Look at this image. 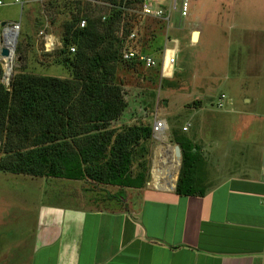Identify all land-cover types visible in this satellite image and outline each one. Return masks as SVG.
I'll list each match as a JSON object with an SVG mask.
<instances>
[{"label": "crops", "instance_id": "1", "mask_svg": "<svg viewBox=\"0 0 264 264\" xmlns=\"http://www.w3.org/2000/svg\"><path fill=\"white\" fill-rule=\"evenodd\" d=\"M194 1L197 17L210 16L206 0ZM234 3L229 16L239 23L228 35L225 61L219 52L204 60L217 73L226 69L238 94L224 102L227 123L222 132L213 131L211 144L200 140L201 126L190 141L204 164L195 186L203 195L180 196L175 186L154 185L132 189L140 196L128 209L40 203L27 264H264V0ZM253 17L259 21L248 25L245 19ZM202 23L191 26L190 43H199L207 29ZM3 32L1 27L0 46ZM215 72L201 82L211 81ZM24 241L25 234L14 248L20 251ZM21 255L9 264L22 263Z\"/></svg>", "mask_w": 264, "mask_h": 264}, {"label": "rangeland", "instance_id": "2", "mask_svg": "<svg viewBox=\"0 0 264 264\" xmlns=\"http://www.w3.org/2000/svg\"><path fill=\"white\" fill-rule=\"evenodd\" d=\"M6 5L0 8V23L19 22V31L14 45L12 72L7 82L1 83L8 86L14 73H28L37 76H50L68 78L69 72L58 61L62 59L57 49L47 52L43 47V40L39 35H53L59 39L63 25L76 14L81 15L85 10H91L94 15L108 13V7L80 3L73 5L69 1L60 0L51 3L46 0L40 4L38 0H23L20 5L12 3L13 0H3ZM58 1V0H56ZM110 3L111 0H102ZM162 9L165 10V19L140 20L135 14L138 5L132 4L128 8L130 12L125 15V23L131 29H137V40L133 46H137L145 54L151 56L156 67L146 69L142 65H126L118 63L114 83L119 86L121 96L126 102V108L122 115L112 121L111 126L120 130L132 125L153 126L155 121H163L162 132L152 133L151 138L135 147L131 162V173L135 175L144 167L147 174L145 186L154 187L172 186V179L176 177L174 185L180 175L182 157L175 156L174 163L165 168H156V153L159 145L173 147L178 145L174 137L195 141L197 138L195 129L203 127L200 140L206 144L216 137L214 130L223 129L226 106L217 107L220 95L227 99L236 93L235 83L228 80L225 71L215 72V65L204 60L213 53L219 52L221 61H225L228 51V35L234 29L239 19L230 17L229 13L234 9V0H206L207 14L198 17L195 13L199 2L190 0L189 11L186 17H181L177 9L172 10V0H160ZM223 11V12H220ZM248 25L254 26L259 19H245ZM205 21L207 29L204 31L197 45L189 42L190 32L195 31L196 23ZM218 21V22H215ZM0 24V38H1ZM221 30L222 34H216ZM230 37V42H231ZM226 39V40H225ZM177 40L179 52L176 57L174 70L169 77L163 76L161 63L164 48L174 46ZM234 49H232L233 51ZM1 65V64H0ZM3 72L4 67L1 65ZM225 68V65L223 66ZM167 71L171 72V68ZM165 71V73L167 72ZM211 81L201 82L203 76L208 77L214 73ZM233 95V96H234ZM242 97L241 95H237ZM237 103L243 104L237 98ZM198 105V106H197ZM197 106V107H196ZM227 123V122H225ZM188 124L187 131L182 127ZM222 137L226 135L222 133ZM162 139L163 141H161ZM162 142V143H161ZM161 143V144H160ZM211 144V143H210ZM196 145V144H194ZM179 146V145H178ZM180 162V165H179ZM203 161H197L194 177L202 178ZM156 187V186H155ZM110 196L118 199L111 201ZM138 192L129 188H118L104 184H98L86 180H65L58 178L31 177L27 175H15L0 171V264H9L10 258L18 257L20 264L28 263L30 254V235L34 209L40 203L60 204L65 206L89 204L92 208L128 209L139 201ZM114 200V199H113ZM120 202V203H119ZM25 234L24 245L19 249L14 248L15 242ZM18 262L13 259L11 264ZM19 264V263H17Z\"/></svg>", "mask_w": 264, "mask_h": 264}, {"label": "trees", "instance_id": "3", "mask_svg": "<svg viewBox=\"0 0 264 264\" xmlns=\"http://www.w3.org/2000/svg\"><path fill=\"white\" fill-rule=\"evenodd\" d=\"M140 1L111 0L113 7L106 14L85 10L65 21L58 51L63 57L58 62L69 72L68 78L14 73L5 86L0 65V171L72 181L88 179L121 189L145 186V168L132 175L131 162L135 147L151 138L152 126L132 125L120 130L111 126L126 108L114 83L117 64H137L123 62L121 51L124 47L140 50L133 46L137 30L134 43L124 44L133 30L124 21L125 9ZM81 18L86 20L83 28L78 27ZM70 46L74 53H69ZM174 139L182 157L174 192L202 196L193 184L200 160L198 147L184 137ZM174 182L173 178L172 185ZM110 199L119 201L113 196Z\"/></svg>", "mask_w": 264, "mask_h": 264}, {"label": "built area", "instance_id": "4", "mask_svg": "<svg viewBox=\"0 0 264 264\" xmlns=\"http://www.w3.org/2000/svg\"><path fill=\"white\" fill-rule=\"evenodd\" d=\"M46 0H38L40 4L44 3ZM74 1H80L81 3L85 4H92V5H99L101 7H108L112 8L113 5L111 3H106L105 1L103 2L102 0H74ZM177 2L179 3L178 6V11L181 17H186L188 15V10H189V4L190 0H172V5L171 9L176 10L177 9ZM12 3L22 5L23 0H13ZM6 3L3 0H0V8L5 6ZM137 10H135V14L139 17V19L142 21L144 19H167L165 17V10L162 9L161 6L162 3L160 0H141L138 4ZM126 12H130V9L127 8L125 9ZM19 25L20 23H9L6 24L4 23L3 29L8 30L10 29L12 32H18L19 31ZM86 25V20L85 18H81L78 22V27L83 28ZM136 28H134L129 35L126 38L125 45L128 44V41H134L136 40ZM43 40V47L45 51L50 52L54 51L58 48L61 47L59 39L54 37L53 35H46L41 32L39 34ZM174 46L171 48H164L163 51V58L160 63L161 66V72L163 76L169 77L170 75H167L165 73V68L170 67L171 68V73L174 70V65L176 62V56L178 53V43L177 40L174 41ZM75 49L73 46L69 47V53H74ZM121 59L123 62H136L137 64H141L145 68H152L156 67V63L154 59L149 56L148 54H145L144 52L136 49L135 47H124L121 51L120 55ZM170 73V74H171ZM226 101V98L224 95H220V97L217 100V107L221 108L224 105V102ZM163 121H155L152 126V133H159L162 131H159L161 129ZM188 125H185L182 127V131L185 132L187 131ZM262 204L264 205V200L262 201Z\"/></svg>", "mask_w": 264, "mask_h": 264}, {"label": "bare ground", "instance_id": "5", "mask_svg": "<svg viewBox=\"0 0 264 264\" xmlns=\"http://www.w3.org/2000/svg\"><path fill=\"white\" fill-rule=\"evenodd\" d=\"M2 43H3L2 45L9 48V50L12 53V48H11L12 39H11V35L9 34V32L7 30H5V37L2 41ZM12 59H13L12 55L8 59L0 58V64L5 69V72H4L5 76L3 78L4 82L8 81L9 70H10V68H12ZM169 68L170 67H166L165 71H167ZM162 126H163V123H162ZM162 126H161V128H162ZM159 131H161V129ZM160 140L163 141L162 139H160ZM157 149L158 150L156 153V162H155L156 168H165V167L169 166L170 164L174 163L175 154H174L173 148L169 147L168 145H159Z\"/></svg>", "mask_w": 264, "mask_h": 264}, {"label": "water", "instance_id": "6", "mask_svg": "<svg viewBox=\"0 0 264 264\" xmlns=\"http://www.w3.org/2000/svg\"><path fill=\"white\" fill-rule=\"evenodd\" d=\"M3 23H2V27H3ZM9 32V34L11 35V39H12V44H11V48H12V53L11 51L9 50V48L1 45L0 46V58H4V59H8L9 57H11V55L13 56V50H14V45L16 43V40H17V33L16 32H12L10 29L7 30ZM3 36L5 37V31L3 32ZM195 36V38H194ZM3 37V38H4ZM191 40L192 41H195L196 40V32H193L192 35H191ZM11 72H12V68H10L9 70V76L11 75ZM4 72H3V78H4ZM9 79V77H8ZM8 85V83H7ZM173 151H174V154L177 158H181V150L179 148L178 145H174L173 147ZM175 185L173 186H169L171 190H173Z\"/></svg>", "mask_w": 264, "mask_h": 264}]
</instances>
